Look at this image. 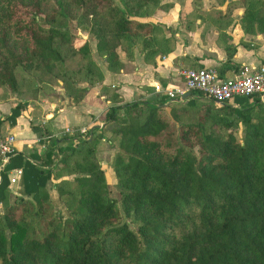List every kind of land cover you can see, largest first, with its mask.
I'll use <instances>...</instances> for the list:
<instances>
[{"label":"trees","instance_id":"16d2710c","mask_svg":"<svg viewBox=\"0 0 264 264\" xmlns=\"http://www.w3.org/2000/svg\"><path fill=\"white\" fill-rule=\"evenodd\" d=\"M160 1L0 0V87L21 99L0 118V127L20 115L27 100L58 95L57 90L46 94L42 84L22 87L18 68L28 72L43 63L50 71L61 65L65 81L56 79L53 88L63 87L76 101L89 91L79 83L101 79L88 44L79 49L83 63L75 67L66 62L56 39H71L54 25L59 18L80 12L97 53L108 69L116 70L122 65L119 50L130 56L138 38L143 49L162 44L156 24L136 19ZM240 1L245 24L257 23L264 31V0ZM217 69L226 76V68ZM103 92L112 104L97 137L108 132L109 141L117 139L112 167L120 210L107 196L95 140H82L76 133L53 136L45 129V148L36 156L40 162L25 160L24 192L12 202L6 182L12 155L1 170L0 264H264V101L254 96L252 104L248 98L236 99L239 107L197 104L205 96L196 94L197 99L167 111L163 103L122 102L113 88ZM139 109L146 111L142 120L135 114ZM120 110L133 113L121 118ZM256 111L261 113L255 117ZM239 126L241 138L235 134ZM60 142L67 144L60 148ZM82 149L88 161L76 157L71 161L76 168L66 172L69 159ZM21 159L17 152L12 160ZM69 173L75 174L77 198L73 215L63 220L53 210L46 183ZM32 219L37 220L35 229L29 225Z\"/></svg>","mask_w":264,"mask_h":264},{"label":"crops","instance_id":"0c3cea01","mask_svg":"<svg viewBox=\"0 0 264 264\" xmlns=\"http://www.w3.org/2000/svg\"><path fill=\"white\" fill-rule=\"evenodd\" d=\"M190 3L191 0H161L150 13L136 17L156 24L164 40L161 45L152 43V47L159 49L151 54L148 50L152 47L143 49L142 38L133 43L130 56L119 50L122 63L119 69H108L104 56L97 53L92 38L89 41L91 56L99 66L102 77L91 85L85 82L78 84L89 88L82 99L76 101L65 94L63 87H58L55 98L29 99L20 115L1 124L0 133H12L15 136L12 159L17 152L23 154L21 160L11 159L12 163L6 172L9 200L21 195L24 190L25 160L39 164L40 160L36 156L45 148L42 140L45 129L51 131L53 136H59L65 133L66 128H87L88 136L85 139L95 140L96 156L104 169L106 154L114 148H106L110 136L108 132L97 137L105 124L106 108L112 104L103 88H113L122 102L145 100L156 104H177L164 103V96L159 97L154 86L160 84L167 88L181 85L178 72L182 67L226 68L225 75L233 76L245 66L254 68L264 61V31L260 30L257 23L250 26L245 24V6L240 0H225L222 6H218L221 10L217 12L194 10L191 5L189 7ZM0 90L5 89L0 87ZM5 94H0V118L8 115L21 101L10 91ZM261 101L264 99L261 98ZM248 103L252 104L253 99H249ZM239 106L237 103L236 107ZM66 144L60 142L59 147ZM19 169L21 174L16 173ZM12 177H15L14 182L10 181ZM49 180H54V177L47 182Z\"/></svg>","mask_w":264,"mask_h":264},{"label":"rangeland","instance_id":"374dc122","mask_svg":"<svg viewBox=\"0 0 264 264\" xmlns=\"http://www.w3.org/2000/svg\"><path fill=\"white\" fill-rule=\"evenodd\" d=\"M257 1V0H256ZM117 4L118 0H115ZM254 3V2H253ZM189 7L191 5L192 9L194 10H199V11H210V12H215L219 9L218 6H222L223 4L221 3L220 0H191V3L188 4ZM257 7H259V4H257ZM54 25L58 26L62 30H64L66 36L71 39V41H66L63 38L59 37L56 39V45L59 47L65 54L64 57L66 59V62L71 64L72 66H79L80 63H83L85 60V56H82V54L79 52V49L82 46H85L86 44L89 45V41H92L93 35L89 32V26L87 23L83 21V17L81 16L80 12L76 13L74 17L71 18H59ZM43 63H38L34 69L28 72L22 71L20 68L17 69V76L20 82V85L22 87L27 88V86H31L34 84H39V85H44L45 87V93L49 94L51 90H58V87L55 89L53 86H56L55 82L57 80L59 81H65V71L63 70L61 65H55L54 68H52L50 71L45 69ZM57 79V80H56ZM46 82V83H42ZM5 90L1 91L0 94L1 96H5L6 92L9 91L6 86H1ZM12 94H15L11 92ZM17 95V94H16ZM29 95V94H28ZM18 97V96H17ZM19 98V97H18ZM254 98V97H253ZM252 98V99H253ZM20 99V98H19ZM197 99L196 96L191 98L190 100H195ZM249 100V99H248ZM157 103V102H155ZM208 104V105H213L214 101L204 97L201 99H197V104ZM168 106L166 108L167 111L170 110L172 106L175 104H164ZM133 113L130 111H123L119 112V116L121 118H127L128 114ZM140 115V120H142L146 114V111L143 109H139L138 111H135V114ZM261 112L256 111L255 117L258 116ZM243 133L242 127L239 126L235 130V134L238 138H241ZM63 135V134H62ZM86 136L80 137L82 140L85 139ZM108 140V139H107ZM69 145H72L73 143L69 142ZM118 143L117 139L112 141L106 142V148H109L110 151L108 154H106L105 162H104V174H105V182H106V187H107V196L110 198H113L117 202V207L120 210V191L117 187V180L115 177V173L112 167V162L114 160V156L116 152L118 151ZM82 155V157H81ZM84 156V150L82 149L80 153L76 154V156H73L72 158L69 159L70 161V169H68L66 172L70 170H74L76 167L73 165L71 162L74 160V158L78 157L83 160ZM97 157V156H96ZM87 155L84 156L85 161L87 162L88 160ZM85 162V163H86ZM76 165V164H75ZM7 172V171H6ZM74 178V179H73ZM67 179L70 181V183H65L63 180ZM58 187L57 188H55ZM77 183L75 181V174L74 173H69L67 175H62L60 176L59 179H54V180H49L46 185V189H48L50 193V201L52 202L53 210L56 215H59L63 220L70 218L73 215V209L76 203V198H77ZM14 200V199H13ZM13 200H9L12 202ZM3 207L1 205L0 207V214L3 212ZM122 215V212H121ZM122 220H125L129 223L130 227L136 228V223L132 220H129L125 217L122 216ZM30 227L32 229H35L38 224L36 219H32L29 223Z\"/></svg>","mask_w":264,"mask_h":264},{"label":"built area","instance_id":"2783aa9c","mask_svg":"<svg viewBox=\"0 0 264 264\" xmlns=\"http://www.w3.org/2000/svg\"><path fill=\"white\" fill-rule=\"evenodd\" d=\"M178 73L181 85L167 88L160 84L154 86L155 92L160 94L159 97L164 96V103L187 102L196 94H203L217 103L237 106L236 99L264 96V61L254 68L245 66L239 74L233 76H220L218 69L213 66L182 67ZM65 133H77L83 138L88 136L87 128H66ZM14 140L12 133H0V166L9 161L14 151ZM21 172V169L16 171L18 174ZM10 181L14 182L15 177L10 178Z\"/></svg>","mask_w":264,"mask_h":264},{"label":"water","instance_id":"95a60500","mask_svg":"<svg viewBox=\"0 0 264 264\" xmlns=\"http://www.w3.org/2000/svg\"><path fill=\"white\" fill-rule=\"evenodd\" d=\"M262 99H264V96L262 97ZM10 158V157H9ZM5 167V164H2L1 166H0V173H1V170L3 169Z\"/></svg>","mask_w":264,"mask_h":264}]
</instances>
